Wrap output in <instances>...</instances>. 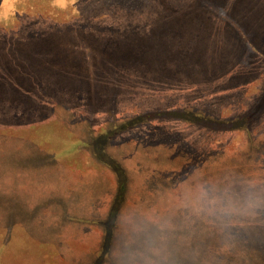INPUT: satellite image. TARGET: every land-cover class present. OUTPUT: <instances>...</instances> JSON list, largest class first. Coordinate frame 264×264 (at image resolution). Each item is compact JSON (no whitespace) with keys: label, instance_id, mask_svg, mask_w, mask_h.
<instances>
[{"label":"rangeland","instance_id":"rangeland-1","mask_svg":"<svg viewBox=\"0 0 264 264\" xmlns=\"http://www.w3.org/2000/svg\"><path fill=\"white\" fill-rule=\"evenodd\" d=\"M248 182L264 0H0V264H135L164 221L175 264H264V213L182 207Z\"/></svg>","mask_w":264,"mask_h":264},{"label":"clouds","instance_id":"clouds-1","mask_svg":"<svg viewBox=\"0 0 264 264\" xmlns=\"http://www.w3.org/2000/svg\"><path fill=\"white\" fill-rule=\"evenodd\" d=\"M182 207L190 217L228 233L264 213V190L248 182L240 191L198 185L185 191ZM159 235L136 254L135 264H175L168 251L169 234L175 231L170 221L157 225Z\"/></svg>","mask_w":264,"mask_h":264},{"label":"trees","instance_id":"trees-1","mask_svg":"<svg viewBox=\"0 0 264 264\" xmlns=\"http://www.w3.org/2000/svg\"><path fill=\"white\" fill-rule=\"evenodd\" d=\"M202 1H203V0H202ZM205 3H206L205 5H207V6L209 5V1H205ZM219 13H220V12H219ZM108 251H109V250H108ZM108 251H107V252H108ZM108 254H109V253H108Z\"/></svg>","mask_w":264,"mask_h":264}]
</instances>
